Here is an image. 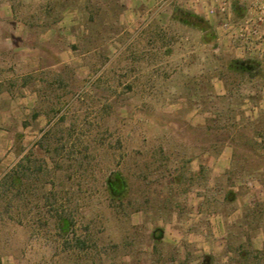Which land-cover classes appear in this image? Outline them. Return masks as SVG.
I'll return each instance as SVG.
<instances>
[{
	"label": "rangeland",
	"instance_id": "1",
	"mask_svg": "<svg viewBox=\"0 0 264 264\" xmlns=\"http://www.w3.org/2000/svg\"><path fill=\"white\" fill-rule=\"evenodd\" d=\"M117 1L23 8L71 27L40 45V69L58 53L64 63L10 79L16 93H35L33 107L0 102V264H169L173 248L153 234L175 218L189 231L199 225L207 255L198 264H264V109L251 107L263 71L232 68L213 30L181 15L156 23L149 49L123 33ZM183 42L190 60L200 49L191 75ZM192 74L204 75L202 98L192 96ZM213 76L227 96L209 97ZM228 138L237 143L231 168L221 177L208 163L197 169ZM112 174L122 178L116 189Z\"/></svg>",
	"mask_w": 264,
	"mask_h": 264
},
{
	"label": "crops",
	"instance_id": "2",
	"mask_svg": "<svg viewBox=\"0 0 264 264\" xmlns=\"http://www.w3.org/2000/svg\"><path fill=\"white\" fill-rule=\"evenodd\" d=\"M27 1L21 0L19 7L18 3L16 4L13 0H0V102L8 99L10 104L12 99L21 100L27 108H31L33 106L30 102L35 93H31L30 90L27 91V87L25 86L19 87L18 90L20 91L16 93V89L9 86L10 79L13 76L18 79L27 75L25 73L35 75L40 70L54 68L64 63L61 54L58 53V61L55 59L49 66H43V69H40L42 67L40 66V45L47 40L55 38L60 32L70 31L68 28H63L70 24L61 21L56 25L50 23L49 27L45 22L46 18L49 17V12L24 10V6L27 7ZM105 1L107 4L110 2V0ZM184 1L174 0L162 3L155 0H118L119 11L117 19L124 25L123 33L130 35L132 33L133 40L135 42L139 40L137 43L142 45H145L146 39V42L148 41L149 43L146 47L152 49V47H155L154 40L158 32L156 23L160 19L169 20L175 18V8L185 9ZM30 35H34L32 43L29 41ZM173 44H170L169 47H174ZM181 46L187 52L184 60L185 63L183 62L182 67L186 68L187 73L191 75L193 67L200 66V61L202 60L200 58V49L196 50L198 51L197 56H193L194 59L190 60V54L195 52L193 47H191L189 42H183ZM24 70L28 72H23ZM194 75L196 76L192 74L195 77L194 83L197 85V88L192 89V96L194 98H202L204 95L202 78L204 75ZM212 78L209 97L216 99V97L227 96L230 91L224 79L217 76H213ZM12 104L13 101H11V106ZM214 110L216 112L213 111V113L221 114V110L218 111L217 108ZM194 113L201 114V107L195 109ZM203 114L204 116H208L212 113L204 112ZM218 143H221L219 144L222 147L221 152L209 156L204 153L203 157H206V160L203 161V158L195 157L190 162L194 163L197 158L201 164V167L197 168L199 170L201 168L205 169L202 165L204 166L208 163L209 169H206L212 174V177H221L231 168L234 161V151L237 146V143L232 138L223 139ZM159 225L161 226V224ZM188 226L187 222L175 218L162 224V230L153 231V238L158 242L171 246L174 254H176L171 255L170 261H168L169 264H198L201 254L205 253L207 255V249L205 248L207 241L198 232L199 225L196 232L193 230L189 231ZM189 248L192 249L190 250Z\"/></svg>",
	"mask_w": 264,
	"mask_h": 264
},
{
	"label": "built area",
	"instance_id": "3",
	"mask_svg": "<svg viewBox=\"0 0 264 264\" xmlns=\"http://www.w3.org/2000/svg\"><path fill=\"white\" fill-rule=\"evenodd\" d=\"M184 8L215 22V51L230 52L236 60L254 61L264 73V0H185ZM251 107L254 111L264 109V79L259 104Z\"/></svg>",
	"mask_w": 264,
	"mask_h": 264
},
{
	"label": "trees",
	"instance_id": "4",
	"mask_svg": "<svg viewBox=\"0 0 264 264\" xmlns=\"http://www.w3.org/2000/svg\"><path fill=\"white\" fill-rule=\"evenodd\" d=\"M182 16V18H186V20H183V22L185 23H189V24H195L196 22L198 23H204L206 26H208L210 29L213 30V34H214V38H213V46L216 47L217 46V34H216V31L214 30L213 26H211V24L206 21L203 17L195 14V13H192V12H189V11H186V10H182L181 8H175V17H179V16ZM231 67L234 68V67H238L240 69H245L246 67H249L251 65L254 66L253 69H258L257 70V73L259 71V65L258 63L254 62V61H250V60H232L231 62ZM256 72H249L247 73V76L250 77L252 79V77H255L257 75V73L255 74ZM216 98H219V97H216ZM119 180H122V178L119 176V174H112L108 180L109 184L111 187H113L114 189H116L114 186L117 185L118 186V182ZM5 181V180H4ZM60 228L64 227L63 229L68 228V226L71 225L70 221H67L65 218H60Z\"/></svg>",
	"mask_w": 264,
	"mask_h": 264
}]
</instances>
